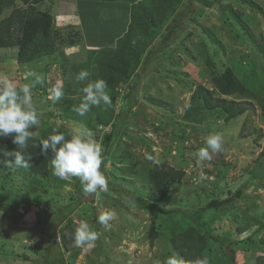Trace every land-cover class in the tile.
I'll return each mask as SVG.
<instances>
[{
  "label": "rangeland",
  "instance_id": "1",
  "mask_svg": "<svg viewBox=\"0 0 264 264\" xmlns=\"http://www.w3.org/2000/svg\"><path fill=\"white\" fill-rule=\"evenodd\" d=\"M154 1L141 3L153 7ZM206 1L171 0L172 10L163 19L156 11L161 21L154 39L163 35L165 23L177 11L187 5L195 9L189 11L192 19L181 18L170 44L149 59L146 72L138 71L118 86L113 106H94L84 120L59 113L67 99L81 102L83 98L81 89L88 81L78 82L75 77L85 70L78 66L87 60L89 49L114 47L124 33H111L115 26L124 28L114 22L121 11L113 2L43 0L35 8L49 13L54 41L63 45L25 63L16 60L17 45L0 47V81L6 78L18 88L33 85L32 105L40 121L29 129L33 135L43 140L51 134L69 137L85 130L100 145L114 123V140L104 155L101 152L107 191L85 194L79 178L59 179L51 163L47 181L26 168H0V264L50 262L55 244L63 264H165L173 255L183 264H195L175 239L190 226L205 237L201 255L209 264H264V60L257 51V45L264 47V0ZM17 6L25 5L15 0L2 9L0 18ZM76 31L82 43L67 44V35ZM224 67L231 68L255 97L219 95L211 77ZM92 76L89 81H94ZM37 77L44 83H35ZM129 85L134 92L124 98ZM56 87L64 95L53 102ZM199 87L210 90L213 99H232L245 110L225 121L221 108H206ZM211 133L222 134V150L210 161L198 163L195 153L206 147L205 138ZM157 163L183 175L162 201L151 202L146 198L148 175ZM237 190L241 195L231 202L206 208L211 199L228 198ZM70 203L75 207L55 226L57 241L50 243L46 226ZM105 212L114 213L107 227L98 221ZM152 221L156 237L150 243ZM82 222L98 234L91 248L73 244L71 237ZM46 245L52 248L49 253H44Z\"/></svg>",
  "mask_w": 264,
  "mask_h": 264
},
{
  "label": "trees",
  "instance_id": "2",
  "mask_svg": "<svg viewBox=\"0 0 264 264\" xmlns=\"http://www.w3.org/2000/svg\"><path fill=\"white\" fill-rule=\"evenodd\" d=\"M43 0H19L24 7H15L7 15V17L0 18V47L17 45L18 52L16 54V60L19 63H25L33 60V58L39 55H49L56 51L60 43H55L54 37L51 34V17L48 12L36 10L35 6L41 3ZM103 1H115V0H103ZM136 1V3H134ZM206 0H202L205 2ZM15 0H0V13L4 7L12 6ZM131 12L130 21L127 25L126 31L116 41L114 47H100L98 49H89L88 58L85 63H81L78 67L85 68L90 75L93 74L92 79H103L107 84L106 92L111 98L112 107L117 95V88L119 85L126 84L129 79L136 74L145 73V66L148 65L149 59L159 51H162L165 46L170 44L173 39V34L176 26L181 22L183 16L190 17L189 13L195 9L187 5V9L179 10L172 15V18L165 23L163 29V35L154 39L153 35L156 31V27L159 25L161 19L155 16L156 11L160 10L162 19L168 14V10H172L170 7L171 0H156L153 7L143 4V0H130ZM160 2V5H159ZM165 2V3H163ZM210 4L209 1H206ZM68 10V9H64ZM63 10V12H64ZM190 11V12H189ZM159 14V15H160ZM193 17H190L192 19ZM138 35L136 36V33ZM66 43L74 45L78 41L82 43V36L79 31L73 33L72 36L67 35ZM257 51L260 53L261 58L264 60V47L257 45ZM91 78V77H90ZM211 81L217 93L223 96H230L234 94L250 95L255 97L251 93V89L244 82H242L229 67H224L220 72L213 73ZM201 89V98L204 105L208 109L221 108L225 113V121H229L236 115L242 113L245 107H242L239 102L232 99H225L224 97H218L213 99L211 91L199 87ZM134 92L131 86H128L127 93L124 98H128ZM123 98V99H124ZM82 101V99H81ZM80 101H74L67 99L61 106L64 109L59 115L68 119H85L78 117L77 113L73 111V107L78 105ZM129 106V100L126 102ZM262 113L264 116V104L261 105ZM94 108L91 107V110ZM109 109L105 107V109ZM111 114V113H110ZM109 114V116H110ZM105 124H108L110 117L105 118ZM97 122H101V119L96 117ZM60 134H63L60 132ZM66 136V134H64ZM41 135H31L28 141V146L24 149H20L12 142L11 136L0 137V168L9 171L13 167L8 166L9 161H14V156L4 155L5 151H19L24 155L25 159H29L28 169L31 173L43 177L46 181L49 176V164L51 163L52 153L49 152L47 156H44L40 152ZM68 138V137H66ZM114 140V123H111V129L102 135L100 146L102 148V155L109 149L112 141ZM23 169V168H22ZM183 171L167 167L162 163H157L149 171L150 189L146 194L147 200L151 202H160L164 199V196L169 187L175 182V180L181 178ZM241 191L237 190L235 193L224 199H211L205 206L209 209H218L222 205L231 202L234 198L239 197ZM76 203H70L62 206L55 216H53L46 226L45 233L50 238V243H56L55 226L62 222L66 216H68L74 209ZM157 211H154L153 215L156 217ZM156 237L154 229V222L152 221L149 226V241L153 242ZM63 239V236L61 235ZM73 238V237H71ZM181 250L191 257L193 263L197 260V257L204 259L201 255L205 246V237L196 230L195 227H188L187 229L179 232L176 237ZM72 241V239H71ZM64 243V239L62 240ZM55 252L50 257V262L47 260L42 264H63L61 251L58 248V244L53 245ZM50 245L45 246V252L49 253L52 249ZM50 249V250H49ZM44 255V254H43ZM54 255L56 257H54Z\"/></svg>",
  "mask_w": 264,
  "mask_h": 264
},
{
  "label": "clouds",
  "instance_id": "3",
  "mask_svg": "<svg viewBox=\"0 0 264 264\" xmlns=\"http://www.w3.org/2000/svg\"><path fill=\"white\" fill-rule=\"evenodd\" d=\"M29 73V76H32ZM90 73L81 70L76 74L78 82L88 81L82 87V101L73 107L79 116L83 117L91 107L111 105V98L106 92L107 84L103 79L89 81ZM35 83L43 84L42 77H37ZM32 84H24L19 88L8 79L0 81V137L11 136L12 142L20 149L28 146L32 129L40 124L39 113L32 105ZM61 87H56L51 93L53 102H58L63 97ZM206 147H201L196 153L198 163L210 161L212 154L222 150L223 137L220 133H211L204 141ZM40 152L47 156L52 153L51 166L53 175L61 180L73 177L79 178L85 194L97 193L98 190H108V179L101 171L102 156L101 146L85 130L74 131L68 138L64 134H51L40 141ZM4 155L14 156V161H9V167L28 168L29 159H25L19 151H5ZM114 213L105 212L98 217L100 224L108 226ZM98 234L93 231L86 222L80 223L73 235V244L76 247L87 246L91 248L98 239ZM165 264H183V261L175 255L169 256ZM195 264H209L207 259L198 258Z\"/></svg>",
  "mask_w": 264,
  "mask_h": 264
},
{
  "label": "crops",
  "instance_id": "4",
  "mask_svg": "<svg viewBox=\"0 0 264 264\" xmlns=\"http://www.w3.org/2000/svg\"><path fill=\"white\" fill-rule=\"evenodd\" d=\"M106 2H110V1H106ZM111 2L113 3H110V4L111 5L113 4L112 6H114L116 10L121 11L120 17H117V20L114 22H116L117 25H122L125 28L126 25H128L130 21V12H131L130 0H116V1H111ZM134 3H136V1ZM121 28L122 27L115 26L113 29H111L112 35H115L114 33H123L124 31H126V29L124 28L121 29Z\"/></svg>",
  "mask_w": 264,
  "mask_h": 264
}]
</instances>
